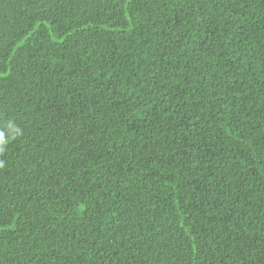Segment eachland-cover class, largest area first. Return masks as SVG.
<instances>
[{"label": "trees", "instance_id": "obj_1", "mask_svg": "<svg viewBox=\"0 0 264 264\" xmlns=\"http://www.w3.org/2000/svg\"><path fill=\"white\" fill-rule=\"evenodd\" d=\"M0 264H264V0H0Z\"/></svg>", "mask_w": 264, "mask_h": 264}]
</instances>
